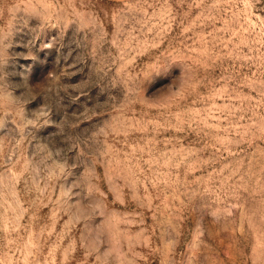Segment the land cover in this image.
<instances>
[{
	"label": "rangeland",
	"instance_id": "1",
	"mask_svg": "<svg viewBox=\"0 0 264 264\" xmlns=\"http://www.w3.org/2000/svg\"><path fill=\"white\" fill-rule=\"evenodd\" d=\"M0 264H264V0H0Z\"/></svg>",
	"mask_w": 264,
	"mask_h": 264
}]
</instances>
